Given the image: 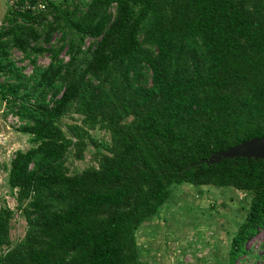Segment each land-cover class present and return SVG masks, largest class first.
Listing matches in <instances>:
<instances>
[{"label":"trees","instance_id":"obj_1","mask_svg":"<svg viewBox=\"0 0 264 264\" xmlns=\"http://www.w3.org/2000/svg\"><path fill=\"white\" fill-rule=\"evenodd\" d=\"M29 1L46 7L0 23V98L32 141L8 175L27 228L14 241L0 204V264H143L138 229L186 182L250 194L218 264L263 258L264 158L201 159L264 135V0Z\"/></svg>","mask_w":264,"mask_h":264},{"label":"rangeland","instance_id":"obj_2","mask_svg":"<svg viewBox=\"0 0 264 264\" xmlns=\"http://www.w3.org/2000/svg\"><path fill=\"white\" fill-rule=\"evenodd\" d=\"M10 0H0V19L9 10ZM60 33L54 35L57 38ZM89 40V39H88ZM65 55V52L62 53ZM67 56V55H66ZM14 57L26 65L30 72L32 65L22 60V52L14 51ZM41 64L50 61L49 54L39 57ZM66 121H74L65 117ZM20 119L7 111L5 101L0 98V204L15 208L11 220L12 239H20L26 231V217L17 208L15 189L8 181L11 158L19 148L26 149L32 145L30 134L20 130ZM98 138H109L108 131L93 129ZM95 146L89 143L84 156L72 155L68 160L72 170L82 169L95 162L92 154ZM203 192L186 182L179 185L167 204L159 213L145 221L137 232L143 264H218L225 260L230 248V241L238 229L250 194L231 186L202 185ZM264 228L248 241L254 252L264 255ZM263 263L264 257L237 260L236 264Z\"/></svg>","mask_w":264,"mask_h":264},{"label":"water","instance_id":"obj_3","mask_svg":"<svg viewBox=\"0 0 264 264\" xmlns=\"http://www.w3.org/2000/svg\"><path fill=\"white\" fill-rule=\"evenodd\" d=\"M238 156H253L255 158H264V135L253 136L237 144L231 145L226 149L215 151L208 158H202L201 161L212 163L218 162L225 157Z\"/></svg>","mask_w":264,"mask_h":264},{"label":"built area","instance_id":"obj_4","mask_svg":"<svg viewBox=\"0 0 264 264\" xmlns=\"http://www.w3.org/2000/svg\"><path fill=\"white\" fill-rule=\"evenodd\" d=\"M10 2L12 5H14L16 8L19 9H26V8L41 9L46 7V3L44 1L31 2L29 0H25L24 2H21L19 0H10ZM0 23H1V19H0Z\"/></svg>","mask_w":264,"mask_h":264}]
</instances>
